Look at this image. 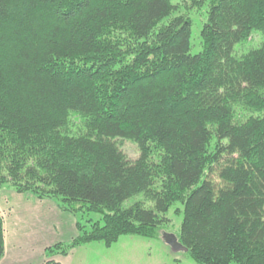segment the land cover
Masks as SVG:
<instances>
[{"label": "trees", "instance_id": "1", "mask_svg": "<svg viewBox=\"0 0 264 264\" xmlns=\"http://www.w3.org/2000/svg\"><path fill=\"white\" fill-rule=\"evenodd\" d=\"M174 1L0 0V192L77 219L46 264L157 238L175 204L196 263L264 264V42L235 56L264 36V0ZM204 4L193 56L190 14ZM4 224L0 212V262Z\"/></svg>", "mask_w": 264, "mask_h": 264}, {"label": "rangeland", "instance_id": "2", "mask_svg": "<svg viewBox=\"0 0 264 264\" xmlns=\"http://www.w3.org/2000/svg\"><path fill=\"white\" fill-rule=\"evenodd\" d=\"M177 1L178 0H175L174 2L176 3ZM207 11L208 5L204 4L201 8L191 12L190 14V18L193 21L191 37V55L193 56L199 55L202 52L201 33L203 26L206 23ZM263 42L264 36L261 33L256 32L247 42L239 44L235 47V56L240 58L244 54L259 48ZM72 119V128L77 129L81 125V120L78 117H73ZM121 149L130 159H137L140 157L137 145L131 141L123 142L121 145ZM7 192L12 191L7 190L0 192V207L1 209H3L1 213L5 222V235L7 238H9L10 233L15 235V233H18L20 231V228L13 215L10 214L12 213V208H10L9 205L10 198L8 197L9 193ZM142 200L143 197L138 196L127 201L124 206L129 207L135 202H140ZM40 202H43V204L52 202L48 203L52 206V210L48 209V214H53L52 217L54 219V224H56L55 230L57 236L59 234V231L62 235L65 233L63 229H58L61 228L62 222V226L67 227V220L71 218L69 229L73 228L71 226V220L75 222L76 231L74 234H76V237L71 239L72 235L68 234L66 235V237H69L68 241H59L58 244H70L72 241L77 239V237L79 236L76 225L77 219L73 215L61 211L53 201ZM43 210L44 211L42 212L45 213L47 211V208H43ZM183 210L184 206L182 204H175L170 209L167 215L169 222L165 227L159 229V236L157 238L125 235L121 236L110 246L106 245V243L104 242H91L72 249L67 256L57 257L62 259V264H198L192 259L189 253L173 252L171 247L164 240V236L167 234L179 237L183 221V216L180 211L183 212ZM100 218L101 217L98 215H91L87 217V219H91L94 221H98L100 220Z\"/></svg>", "mask_w": 264, "mask_h": 264}, {"label": "crops", "instance_id": "3", "mask_svg": "<svg viewBox=\"0 0 264 264\" xmlns=\"http://www.w3.org/2000/svg\"><path fill=\"white\" fill-rule=\"evenodd\" d=\"M7 193L12 208L10 214L17 221L20 231L15 235L10 233L9 238L5 235V256L0 264H46L49 261L46 258L47 249L55 246L59 241H68L69 237H66L68 234L72 235L71 239L76 237L73 220H71L73 228L69 229L71 218L67 220V227L62 226L63 222L61 223V228L58 229H63L65 233L62 235L59 231L57 236L53 214H48L49 210H52V206L48 203L52 202L43 204L31 195ZM43 208H47L45 213L42 212ZM2 210L0 207V212ZM61 260L58 257L53 259L62 264Z\"/></svg>", "mask_w": 264, "mask_h": 264}, {"label": "water", "instance_id": "4", "mask_svg": "<svg viewBox=\"0 0 264 264\" xmlns=\"http://www.w3.org/2000/svg\"><path fill=\"white\" fill-rule=\"evenodd\" d=\"M164 240L166 243L171 247L173 252L179 253V252H185L188 253V249L185 248L179 241L178 238L174 235H165Z\"/></svg>", "mask_w": 264, "mask_h": 264}]
</instances>
